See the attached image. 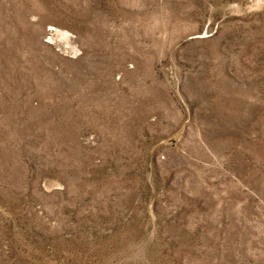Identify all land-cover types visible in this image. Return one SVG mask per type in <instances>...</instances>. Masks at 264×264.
<instances>
[{"label":"rangeland","instance_id":"obj_1","mask_svg":"<svg viewBox=\"0 0 264 264\" xmlns=\"http://www.w3.org/2000/svg\"><path fill=\"white\" fill-rule=\"evenodd\" d=\"M0 264H264V0H0Z\"/></svg>","mask_w":264,"mask_h":264},{"label":"bare ground","instance_id":"obj_2","mask_svg":"<svg viewBox=\"0 0 264 264\" xmlns=\"http://www.w3.org/2000/svg\"><path fill=\"white\" fill-rule=\"evenodd\" d=\"M60 31V30H59ZM59 31L55 30V29H50V28H47V29H43L41 35H42V38L46 39L48 42L52 41L53 39V36L54 35H58V33H60ZM58 37V36H57ZM49 39V40H48ZM52 42H55L54 39Z\"/></svg>","mask_w":264,"mask_h":264}]
</instances>
